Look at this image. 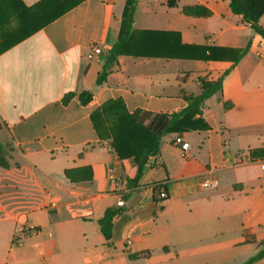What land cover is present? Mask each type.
Here are the masks:
<instances>
[{
    "label": "crops",
    "instance_id": "obj_1",
    "mask_svg": "<svg viewBox=\"0 0 264 264\" xmlns=\"http://www.w3.org/2000/svg\"><path fill=\"white\" fill-rule=\"evenodd\" d=\"M126 1L0 0V144L9 164L0 166V264H244L264 242V39L229 0H139L132 54L154 51L152 32L232 51L211 62L114 58ZM194 6L211 15L183 12ZM91 42L102 55L89 61ZM229 69L206 102L207 128L181 134L187 158L178 134L165 135L136 182L134 157L121 159L94 128L92 115L115 101L131 115L180 112L183 92L198 95L199 80ZM84 91L93 94L87 106L77 96L64 102ZM207 179L214 187L204 190ZM115 207L106 239L99 221Z\"/></svg>",
    "mask_w": 264,
    "mask_h": 264
},
{
    "label": "trees",
    "instance_id": "obj_2",
    "mask_svg": "<svg viewBox=\"0 0 264 264\" xmlns=\"http://www.w3.org/2000/svg\"><path fill=\"white\" fill-rule=\"evenodd\" d=\"M230 7L235 15L242 16L243 22L249 25L256 34L264 39V26L260 24L264 17V0H229ZM139 0H127L124 8L123 19L119 41L113 46L111 55L116 58L120 55L147 57V58H164L177 60H195L203 62L220 61L218 51L230 52L229 49H221L210 46H193L181 42L179 34L152 32L149 33L150 41L158 42L154 44L152 53H140L134 55L130 52V46L133 44V24L136 9ZM169 7H176V2H168ZM68 8L60 9L58 14L67 11ZM183 12L188 15L198 17H209L210 11L203 6L187 7ZM57 13L50 19L56 18ZM43 21V20H42ZM44 23V22H43ZM42 24L35 26L34 31L41 27ZM30 33H27L28 36ZM168 36H171L168 38ZM150 41H147L150 43ZM6 48H1L3 52ZM249 46L243 50L237 51L234 59L236 65L240 59L247 54ZM156 51V52H155ZM231 72L227 70L218 80L207 81L199 80L200 93L198 95L187 94L183 92V97L188 106L177 113L171 115H156L148 112L138 111L134 114H128L121 101L111 102L104 106L91 117L94 128L101 140H111L118 156L121 159L134 157L138 167L137 174L134 178L136 182L142 175V171L147 164L149 156L156 155L159 152L162 137L168 134H183L196 130L206 129L207 125L203 123L202 115L206 107V102L220 93L223 89L225 77ZM108 72L105 69L98 78V84L101 85L106 81ZM78 97L83 106H87L93 100V94L89 91L80 94L70 93L65 96L64 102L72 97ZM231 104L226 103L225 108H230ZM199 118H195V117ZM0 166L8 168L9 164L4 155L3 147L0 144ZM66 176L70 177L71 172L67 171ZM164 188V186H159ZM119 207L106 210L104 217L99 221L101 231L106 239H110L113 232V219L120 212ZM246 243H255V238L245 233ZM145 256H149L146 253ZM139 255L130 256L137 258ZM264 259V242L259 244L258 252L248 259L244 264H255Z\"/></svg>",
    "mask_w": 264,
    "mask_h": 264
},
{
    "label": "built area",
    "instance_id": "obj_3",
    "mask_svg": "<svg viewBox=\"0 0 264 264\" xmlns=\"http://www.w3.org/2000/svg\"><path fill=\"white\" fill-rule=\"evenodd\" d=\"M101 55H102V49L96 43L91 42L90 45H89V52L87 54V59L89 61H92V60L96 59L97 57H99ZM174 144L181 148V150H182V158H184V159L187 158L186 152L189 149V143L185 142L184 136L178 134L175 137ZM262 168L264 169V162L262 163ZM213 187H214V183L210 179H207V180H205L202 183V188L204 190H209V189H211ZM158 189H159V198L161 200L166 199L168 195H167V192L165 191V189L162 188V187H159ZM28 230H32V228H28Z\"/></svg>",
    "mask_w": 264,
    "mask_h": 264
},
{
    "label": "rangeland",
    "instance_id": "obj_4",
    "mask_svg": "<svg viewBox=\"0 0 264 264\" xmlns=\"http://www.w3.org/2000/svg\"><path fill=\"white\" fill-rule=\"evenodd\" d=\"M193 78H195V77H193ZM206 194H207L206 192L201 193V194H200V197H204ZM239 222H240V218L236 217V223L238 224ZM226 223L228 224V222H226ZM227 224H226V225H227ZM227 226H229V225H227ZM227 226H226V228H228ZM237 227H238V226H236V228H237Z\"/></svg>",
    "mask_w": 264,
    "mask_h": 264
},
{
    "label": "water",
    "instance_id": "obj_5",
    "mask_svg": "<svg viewBox=\"0 0 264 264\" xmlns=\"http://www.w3.org/2000/svg\"><path fill=\"white\" fill-rule=\"evenodd\" d=\"M113 60H114V59H113V57L111 56L109 62H112Z\"/></svg>",
    "mask_w": 264,
    "mask_h": 264
}]
</instances>
